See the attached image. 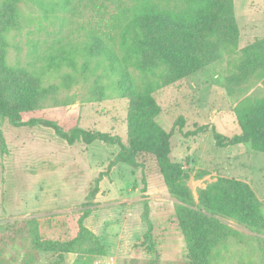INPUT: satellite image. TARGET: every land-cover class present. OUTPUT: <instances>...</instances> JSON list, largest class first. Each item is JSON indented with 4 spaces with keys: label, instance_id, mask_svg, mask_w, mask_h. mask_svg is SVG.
Here are the masks:
<instances>
[{
    "label": "rangeland",
    "instance_id": "obj_1",
    "mask_svg": "<svg viewBox=\"0 0 264 264\" xmlns=\"http://www.w3.org/2000/svg\"><path fill=\"white\" fill-rule=\"evenodd\" d=\"M232 9L239 30L236 48L186 77L161 82L153 93L160 106L155 121L171 132L170 158L187 173L195 199L197 189L219 177L239 179L255 193L264 217V153L253 151L247 143L216 147L212 135V128L226 137L239 133L244 109L264 100L263 71L244 78L237 68L242 49L264 37V0H232ZM114 12V0H21L17 4L15 25L5 32L6 63L39 68L51 55H64L72 57L76 68L65 63L49 72L44 85L55 84L59 89L27 117L51 119L64 130L77 126L107 132L127 144V100L109 90L101 99L91 94L95 78L105 85L116 80L108 73V62L94 58L87 79L80 75L87 55L84 46L94 33L109 32ZM102 37L109 47L118 46L116 31L112 32L114 43ZM66 74L73 80L65 84ZM133 74L138 83L146 78L137 71ZM179 116L184 118L181 132L178 127L172 131ZM193 123L206 124L208 129L182 136ZM119 149L101 141L69 145L50 128L16 127L0 116V232L14 220L77 210L101 174L94 207L84 225L99 238L104 254L80 258L69 253L61 264H139L154 259L142 245L145 204L157 264H189L187 242L175 217L177 200L168 193L154 159L140 155L142 165L132 167L114 161ZM220 220L234 234L213 248L209 264H261L258 238L264 235L237 219ZM0 246L9 264H59L56 253L35 249L25 235L4 244L0 238Z\"/></svg>",
    "mask_w": 264,
    "mask_h": 264
},
{
    "label": "trees",
    "instance_id": "obj_2",
    "mask_svg": "<svg viewBox=\"0 0 264 264\" xmlns=\"http://www.w3.org/2000/svg\"><path fill=\"white\" fill-rule=\"evenodd\" d=\"M21 0H0V116L16 127H46L67 144L82 142L86 145L101 141L119 146L114 161L132 167L142 164L140 155L152 157L162 176L168 193L177 200L175 217L188 249L189 264H209L213 248L233 236L231 228L223 224L222 217L237 219L242 224L264 235V217L258 207L255 193L246 182L219 177L197 189L196 199L187 185L188 175L182 165L170 158L171 132L161 128L155 121L160 112L153 93L162 82H172L186 77L216 61L236 48L239 35L232 0H130L123 3L114 0L116 12L109 20V32L94 33L91 43L84 46L87 55L80 75L87 79L90 61L100 59L108 62V73L116 80L104 84L95 78L91 94L103 98L106 91L125 98L127 106V144L118 136L102 131H90L81 127L64 130L57 122L42 117H27L45 99L51 98L59 87L44 85L51 71L65 63L74 70L72 57L51 55L39 68L10 66L6 63L7 41L5 32L15 25L17 4ZM116 31L118 46L109 47L102 35L114 43L112 32ZM243 59L237 68L240 77H248L255 71L264 73V37L242 49ZM98 64V63H97ZM98 66V65H97ZM163 70V72H162ZM146 76L141 83L133 74ZM156 77L151 80L147 76ZM99 77V76H97ZM72 75L63 78L72 81ZM184 124L179 116L172 131ZM208 126L193 123V128L183 132L190 137L205 133ZM216 147L249 144L253 151L264 153V100L244 109L239 121V133L226 137L212 128ZM101 174L80 207L71 213H51L6 223L0 232L1 243L10 242L17 236H27L35 249L54 252L58 263L65 254L99 256L104 247L99 238L84 225L93 210V199L98 192ZM145 185V179L142 178ZM145 189V187L143 188ZM148 206L141 214L146 224L142 245L155 258L139 264H157L158 252L153 240L152 223ZM2 233V234H1ZM259 250L264 264V237L258 238ZM5 248L0 246V264H9L4 257Z\"/></svg>",
    "mask_w": 264,
    "mask_h": 264
}]
</instances>
